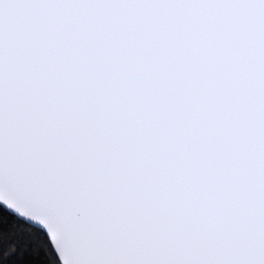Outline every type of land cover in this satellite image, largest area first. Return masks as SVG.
<instances>
[{
  "label": "snow or ice",
  "instance_id": "1",
  "mask_svg": "<svg viewBox=\"0 0 264 264\" xmlns=\"http://www.w3.org/2000/svg\"><path fill=\"white\" fill-rule=\"evenodd\" d=\"M0 264H264V0H0Z\"/></svg>",
  "mask_w": 264,
  "mask_h": 264
}]
</instances>
